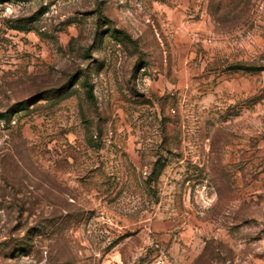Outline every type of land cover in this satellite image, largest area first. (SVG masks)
Returning a JSON list of instances; mask_svg holds the SVG:
<instances>
[{
    "label": "rangeland",
    "instance_id": "obj_1",
    "mask_svg": "<svg viewBox=\"0 0 264 264\" xmlns=\"http://www.w3.org/2000/svg\"><path fill=\"white\" fill-rule=\"evenodd\" d=\"M0 264H264V0H0Z\"/></svg>",
    "mask_w": 264,
    "mask_h": 264
},
{
    "label": "trees",
    "instance_id": "obj_2",
    "mask_svg": "<svg viewBox=\"0 0 264 264\" xmlns=\"http://www.w3.org/2000/svg\"><path fill=\"white\" fill-rule=\"evenodd\" d=\"M85 93H86V95L88 96V97H92V92H91V89L90 88H85Z\"/></svg>",
    "mask_w": 264,
    "mask_h": 264
}]
</instances>
